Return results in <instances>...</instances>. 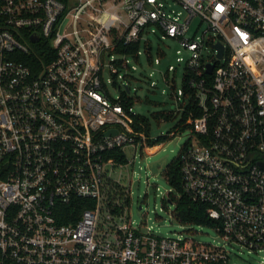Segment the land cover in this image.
Segmentation results:
<instances>
[{"label":"built area","instance_id":"obj_1","mask_svg":"<svg viewBox=\"0 0 264 264\" xmlns=\"http://www.w3.org/2000/svg\"><path fill=\"white\" fill-rule=\"evenodd\" d=\"M149 31L191 51L175 111L189 125L181 181L207 204L213 243L136 222L111 175L146 136L103 70L149 52ZM178 196L167 192L173 216ZM243 252L264 264V0H0V264H230Z\"/></svg>","mask_w":264,"mask_h":264},{"label":"rangeland","instance_id":"obj_2","mask_svg":"<svg viewBox=\"0 0 264 264\" xmlns=\"http://www.w3.org/2000/svg\"><path fill=\"white\" fill-rule=\"evenodd\" d=\"M198 22L197 17L192 20L188 36L193 33ZM204 28L205 25L201 24L197 29L195 35L198 39ZM147 34L150 40L149 52L142 45L138 58L128 56V67L121 68L116 75L109 68L103 70L106 89L111 97L117 98L121 91L125 90V86L129 88V96H133L135 100L133 111L144 115L149 121V137L166 134L172 129L176 133L162 142L144 143L145 148L140 145L127 148L128 163L114 166L111 175L130 189L132 198L130 213L136 222H146L161 236L182 234L197 242L213 243L220 238L211 226L182 224L172 215L171 210L174 206L167 201V192L172 191L173 194L176 192L163 175L165 166L179 154L189 134L188 128H175L182 120L181 112L173 118L161 117L177 111L182 101L179 90L185 61L191 51L177 40L163 37L158 31H149ZM165 74L169 76L168 83L164 79ZM174 78L175 84L172 80ZM136 95L139 97L138 100L135 99ZM156 113H160L161 117L157 118L154 115ZM257 259L256 255L243 252L234 255L230 264H258Z\"/></svg>","mask_w":264,"mask_h":264},{"label":"trees","instance_id":"obj_3","mask_svg":"<svg viewBox=\"0 0 264 264\" xmlns=\"http://www.w3.org/2000/svg\"><path fill=\"white\" fill-rule=\"evenodd\" d=\"M138 46V45H137ZM136 48V45L134 47H131L130 49ZM120 51H126L129 49L120 48ZM183 77H182V85L181 88L184 89L186 92L187 85L184 81V78L187 76L188 72L186 69V66H184L183 69ZM173 84L175 81V78L172 79ZM168 83V80L166 81ZM171 85V90L173 91L174 85ZM122 98L126 101L127 106L133 104V97L127 95V91L123 90L121 92ZM184 98V97H183ZM185 99V98H184ZM157 118L161 117L160 113L154 114ZM177 114L175 112L167 113L165 117H161L162 119H168L173 118ZM132 117L134 120V128L136 131H143L146 136L145 143L151 144L152 142H162L166 139L175 135L176 131L173 129L170 131H167L166 134H161L159 136L155 137H149L148 131H149V121L148 119L139 113H132ZM181 121L178 125L175 126L177 129H187L189 127L188 124H185L184 121L186 119V112L182 113ZM171 134V135H170ZM112 152V151H111ZM121 161H125L124 155L119 156ZM163 175L169 184V186L179 195L176 201V208L174 211V217L175 219L182 223V224H201V225H212V219L207 214V204L193 200L182 188V181H181V170H180V156L179 154L171 159V161L165 166L163 170ZM165 202V203H164ZM163 205L165 206L166 201L164 200ZM77 209L82 208V204L76 205Z\"/></svg>","mask_w":264,"mask_h":264},{"label":"water","instance_id":"obj_4","mask_svg":"<svg viewBox=\"0 0 264 264\" xmlns=\"http://www.w3.org/2000/svg\"><path fill=\"white\" fill-rule=\"evenodd\" d=\"M213 47L217 50V57L220 58L223 51V45L220 42H216L215 44H213ZM212 67V65H208L206 71L210 73L212 71ZM111 131L115 133L116 129H112Z\"/></svg>","mask_w":264,"mask_h":264}]
</instances>
